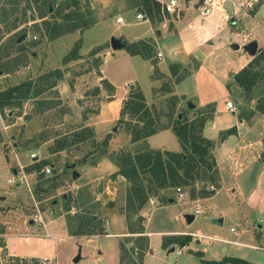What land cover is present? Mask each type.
<instances>
[{
  "label": "rangeland",
  "instance_id": "374dc122",
  "mask_svg": "<svg viewBox=\"0 0 264 264\" xmlns=\"http://www.w3.org/2000/svg\"><path fill=\"white\" fill-rule=\"evenodd\" d=\"M245 1L252 2L234 0L235 12ZM176 2L179 13H163L160 20L167 23V30L171 24L178 28L198 13L197 0ZM135 3L138 1L0 0V90L16 84L28 88L24 97L13 95L0 110V143L20 162L30 165L43 160L41 169L49 170L33 169L27 187L23 183L20 186L22 181L15 174L12 183L17 184L12 189L16 197L12 210L7 215L0 212L8 250L16 255L33 253L44 258H26L22 264H198L197 254L217 259L214 256L225 253L220 250L223 248L228 254H243L250 262L258 258L259 264H264V108L259 109L264 107V78L247 97L230 76L226 87V78L222 76L238 70L239 57L248 54L243 48L247 43L257 39L258 45L264 44V4L259 5L253 18L240 17V12L237 13L239 36H233L234 31L226 20L224 26L221 23L214 28L215 37L203 47L212 53L204 61L194 58L189 63L191 77L180 86L186 100L176 106L165 90L171 85L170 80L167 78L158 88L159 81L150 77L156 71L168 74L167 47L161 42L156 43L153 51L152 60H156V65L124 48L114 49L101 64L110 38L124 43L154 35L145 18H135V13L143 14L138 6H133ZM118 16L120 23L115 22ZM82 20H93L94 24L55 38L47 37L53 22L65 28ZM244 32L248 35L242 42ZM76 40L79 48L76 57L71 58L69 51ZM157 51L161 57L155 56ZM99 69L112 86L111 90L102 85L104 78ZM95 86L98 92H94ZM135 88L140 90L158 129L170 127L181 117L191 119L197 112L195 105L212 107L211 118L217 116L223 125L237 122L241 117L244 149L219 151L217 132L209 154L219 163L214 170H205V177L192 184V198L200 197L196 195L201 189L213 190V197L191 201L189 185L178 186L182 197L177 195L176 187L157 190L156 195H149L141 209L126 211L129 213L127 225L122 211L127 209L125 197L130 183L116 173L114 164L116 170L111 171L108 160L112 164L114 153L122 151L131 155L142 147L140 141L127 144L129 127L142 115L129 116L127 109H122V100L127 98L129 89ZM126 89L115 119L111 120L112 107L111 112L107 110L108 121L99 123L100 103L115 100ZM226 100L233 103V112L223 108ZM85 127L92 129V137L73 142L72 133ZM106 135L108 142L112 141L106 146V154L101 155L100 142ZM173 135L159 133L148 141L174 150L171 138H177ZM58 141L63 147L53 151ZM10 160H13L11 166L18 168L14 158ZM241 166L243 171L237 176L230 173ZM167 198L173 199L168 206L153 208L158 199L160 204H166ZM195 209L198 213H194ZM20 213L25 216L23 220L18 218ZM90 215L95 218L96 235H70L80 218ZM190 215L193 218L187 222L185 216ZM138 225L142 226L141 233L128 231V226L136 229ZM230 227L237 234L232 235ZM145 231H150L149 235ZM169 234L189 237L182 246L177 243L163 246L162 240ZM211 238L237 239L247 246L220 243ZM77 253L79 259L73 262ZM9 257L13 256L0 248V264H21Z\"/></svg>",
  "mask_w": 264,
  "mask_h": 264
},
{
  "label": "trees",
  "instance_id": "16d2710c",
  "mask_svg": "<svg viewBox=\"0 0 264 264\" xmlns=\"http://www.w3.org/2000/svg\"><path fill=\"white\" fill-rule=\"evenodd\" d=\"M133 6H138L144 17L149 21H160L162 17V12L160 10V2L157 0H137ZM261 0H257L253 7V10L260 4ZM39 16L42 17V12H39ZM46 25L49 22H45ZM94 24V21H80L79 23L70 24L65 28L53 22L51 24V32L48 34V38H55L58 35L73 30H83L89 28ZM79 48L78 40L75 41L73 46L70 48L69 53L71 58L76 57L77 50ZM130 54H138L139 56L151 59L153 56V41L150 39H138L131 42H124L123 47ZM168 70L170 75L173 77V83L182 80L189 73V64L182 65L179 63L168 64ZM157 76V72H154ZM232 82L235 83L245 96H249L252 88L264 78V46L256 50L255 54L252 55L250 60L242 66L239 70L234 73L229 74ZM101 83L105 88L112 89V86L105 80L102 79ZM226 83V87L228 86ZM24 85L16 84L13 86H8L0 90V110L4 108L7 104V100L12 98L13 95L17 97H24L28 88L23 89ZM23 89V90H22ZM165 89H168L165 88ZM94 92H98V87L93 88ZM172 103H175L177 97L174 95L170 96ZM209 106V105H208ZM207 105L203 108L197 109L196 115L191 119L181 117L175 120V122L169 127L172 133L177 138V141L182 150H187V152H176L170 150H158V149H148L137 151L130 154H125L124 152H116L111 159V162L117 167L116 173L125 178L130 185L128 186L125 204L127 209L122 211L126 223L128 225L129 213L136 212L141 209L143 204L147 201L150 194H155L157 190H164L167 187H177L179 185H189L190 186V196L193 194L194 181L202 179L205 177L204 171L211 169L215 166L214 158L209 154L214 141L204 137L201 134L203 125L207 120L211 119L210 113L213 112L212 107ZM264 107L259 106V109ZM122 109H127V114L129 116H134L135 113H140L142 117H136V122L129 127L130 141H135L151 135L158 130L165 129L167 127L156 128L154 125V120L150 116V111L143 101L142 94L138 88L129 89L127 93V98L122 100ZM241 118V117H239ZM140 122V124H138ZM235 126L232 125L229 128L219 131L218 140H223L227 135L235 134ZM92 129L82 128L80 130L72 133V141H84L86 138L92 137ZM108 141V136L100 142L101 151L100 154H106V145ZM63 145L61 142H57L53 151L62 149ZM99 154V155H100ZM107 155H110L108 153ZM44 161L40 160L35 164H30L24 168L25 171H39L44 165ZM214 170V168H213ZM208 176L207 179H209ZM145 181V184H143ZM213 190H203L196 196L208 197L212 194ZM161 201V199H158ZM158 203L160 204L161 202ZM94 216L90 215L87 217L80 218L79 223L75 227V230L70 233L72 236H94L96 235V230L94 229ZM138 220H142L141 216H138ZM132 228V227H131ZM128 226L129 232H142V226L136 229H131ZM188 235L176 234L165 236L162 240V245L166 246L171 243H177L179 246L186 244L188 240ZM4 243L0 238V247H3ZM199 257V264H255L246 261L242 258L224 255L220 259H205L201 258V254H197ZM15 261H24L26 258L13 256L11 257ZM9 257V259H11ZM33 259V258H32ZM12 264V263H11Z\"/></svg>",
  "mask_w": 264,
  "mask_h": 264
},
{
  "label": "crops",
  "instance_id": "0c3cea01",
  "mask_svg": "<svg viewBox=\"0 0 264 264\" xmlns=\"http://www.w3.org/2000/svg\"><path fill=\"white\" fill-rule=\"evenodd\" d=\"M159 2H162V0H157ZM185 1H189V0H185ZM200 0H197V2H199ZM224 0H214L213 6L211 7V10L205 14V15H199L197 12L195 15H193L192 18H189L188 21L185 24L180 25L178 28L174 27L173 24L170 25L169 30L166 29V27L168 26L167 23H165L164 20L159 21L157 24L152 23L151 21H149L147 18H145L149 25H150V29L154 32V35H147V36H141L138 37L135 40L138 39H150L153 41V51H154V47L156 46V43L161 42L164 46H166V53L165 55L167 56V66L170 63H179L182 65H186L189 64L192 60L195 61L194 58H197L201 61H204L207 56H209L212 53V50L209 51H205L203 49L205 43H207L208 41L212 40L215 35L216 32L215 29L218 28V26L221 24V26H224L225 24V20L226 23L228 21V24L231 26V30L234 31V33L232 32L233 36H239L240 34L238 33L239 31V27L236 25L237 21L239 20L237 18V13L240 12V17H251L253 18L256 14V12L259 9V5L260 4H264V0H261L260 4L256 7L255 10H253L254 5L256 4L257 0H252V2L250 1H245V2H241L239 4V7L236 8V12H235V5L234 4V0H229L230 5H231V11L227 12L225 8L222 7V2ZM196 2V5H197ZM249 3L251 4V7H247L246 4ZM238 9V10H237ZM236 14H235V13ZM250 12V14H249ZM182 13V12H180ZM215 28V29H214ZM167 32V33H164ZM171 32V33H169ZM248 32L247 33H243V35H241L242 38V42H244V39L247 37ZM245 36V37H244ZM255 43H256V50L260 47H263L264 44H257V39H254ZM104 42V41H102ZM237 47V45H236ZM119 49V48H116ZM114 51V49L106 48L105 51L103 52L104 55L102 57L101 60V64L104 60V57L106 55H110L112 54ZM159 53L161 57V53L160 51H157L155 53L156 54ZM154 57V56H153ZM157 57V56H156ZM252 57V55L246 54V55H242L239 57L238 61H237V65L236 67H238V70L244 66ZM148 61L150 62L151 65L155 64L156 65V60H152L148 59ZM101 67V65H100ZM168 68V67H167ZM100 73H101V77L104 78L101 69H99ZM157 72V76L154 75V72L152 75H150L151 79H157L159 81V85L158 88L160 87V84L163 82L167 81V78L170 80L171 85L168 86V89H165L169 94V96L174 95L177 97V100L175 101L176 106L180 105V103L182 101H185L186 98V94L183 93V91L180 89V86L184 83V81H186L189 77H191V70L189 69V73L180 81L173 83V77L170 75L169 70H168V74H164L160 71H156ZM191 72V73H190ZM234 73V72H227L226 75L222 74V76H225L226 78V83L229 80V74ZM105 79V78H104ZM155 89H153L152 91H154ZM127 89L115 100L113 101H109L108 99L105 100L103 103H100V108H99V123H103L107 120V116H108V112L107 110H110L109 112H111L112 107H113V117L111 118V120H114L115 117L118 114V109H119V104L121 102V100L125 97ZM163 91V92H166ZM113 98V96H112ZM227 101V100H226ZM205 105L203 106H196L195 105V109H200L203 108ZM224 108V106H223ZM263 111V110H262ZM214 113V111H213ZM213 117V116H212ZM210 123H206L203 125L202 130H201V134L208 138V139H215V136L217 135V132H219V130H221L222 128L225 129L231 125L235 126L236 129V134H230L227 135L222 141L219 142V151L221 150L222 152L224 151H228V149H232V150H236V149H244V145L241 144V135L243 133V119H240L237 122H230L226 125H223L221 123V121L218 119L217 116H215V118H211ZM172 133L171 129L169 127L165 128V129H161L158 130L157 132L148 135L144 138L135 140V141H130V135H129V141L127 144L133 145V143L140 141L142 143V147L134 152L137 151H142V150H148V149H158V150H170V151H176L179 152L181 150V147L179 146V143L176 140H174L173 138H171V142L175 143V145L173 146L172 149H168L167 147H165L162 143H149L148 140L151 141V138L153 136L158 135L159 133H161L162 135H166L168 137L169 133ZM167 133V134H166ZM173 134V133H172ZM209 134V135H207ZM174 136V135H173ZM208 136V137H207ZM175 137V136H174ZM238 140H234L237 139ZM111 140H109V142L107 141V145L106 146H110L111 144ZM176 141V142H175ZM146 144V145H145ZM157 144V145H156ZM5 146H3L2 143H0V193L4 194L2 196H0V212L4 213L5 215H7L9 211L12 210V205L15 197H16V192L12 189L14 185L17 184V182L15 181L14 183L13 180H15V174H18L19 178L21 179L22 182H20V186L25 184L24 186L27 187L28 186V181H29V177H31V173H34L33 170L31 171H25L24 167H27L29 165V163H23L20 162L19 158H17V156H15V154L11 151L7 152L4 149ZM242 151V150H241ZM246 152L242 153L245 154ZM10 158H14V161L16 163V165H18V168L14 166H11L13 163V160H10ZM261 162H263V160H261ZM219 163V162H218ZM217 163V159H215V164ZM108 164L111 165V171H115L116 169H114V165L113 163L111 164L110 161L108 160ZM242 165V162L240 163ZM18 170V171H16ZM220 171V170H219ZM242 170V166L240 169H238L237 171L231 170L230 173H234L233 175H238V173H241ZM220 176V174H219ZM220 179V178H219ZM2 183V186H1ZM23 183V184H22ZM220 186V185H219ZM16 187V186H15ZM216 192V191H215ZM213 193L208 196V197H196V199L191 198V201H200V200H205V199H209L211 197H213ZM31 197V196H30ZM32 202H35V200L31 197ZM173 201L172 198H167V203L166 204H156V206H154L153 208H157V207H161V206H168V203H171ZM152 210V208L150 209ZM8 218V217H7ZM19 219L25 218V216H22V214L20 213L18 216ZM30 223L31 221L28 220ZM3 222H0V238L3 241L4 245L3 247L0 248H5V251L7 253V255H11V256H17V257H22V258H39V259H44V258H40V257H36L33 253L30 255H21V254H14L13 252H10L8 250V247L6 245V240L5 237L2 233V229L4 228L3 226ZM232 228V227H230ZM229 228V230H230ZM233 230L230 231V233H232V235L237 234L236 230L234 228H232ZM144 231V230H143ZM150 232V231H149ZM149 232L145 231L143 232L145 235H149ZM180 233V232H179ZM169 235H176V234H169ZM168 236V235H167ZM204 237V236H202ZM206 238V237H205ZM208 239V238H206ZM213 239V238H211ZM216 242H230V244L234 245V246H241V245H246L244 243L238 242L237 239L235 240H230V241H224L227 239L224 238H218V239H213ZM247 246V245H246ZM252 248H254L253 245H248ZM264 249V247H262ZM221 251H224L225 253H222V255H220V257H215L217 259H220L222 256L224 255H231V256H236L239 258H242L244 260L247 261L245 255H240V254H228L226 253L225 249L223 250V248L220 249ZM239 250V249H236ZM201 254V253H200ZM148 256V255H147ZM147 258V257H145ZM201 258H203L201 256ZM205 259H212V258H205ZM250 262V261H249ZM252 262V261H251ZM252 263L255 264H259L258 258L256 260H254ZM198 264H199V257H198Z\"/></svg>",
  "mask_w": 264,
  "mask_h": 264
},
{
  "label": "built area",
  "instance_id": "2783aa9c",
  "mask_svg": "<svg viewBox=\"0 0 264 264\" xmlns=\"http://www.w3.org/2000/svg\"><path fill=\"white\" fill-rule=\"evenodd\" d=\"M214 0H200L197 5H196V10L198 11L199 15H205L207 14L210 10L211 7L213 6ZM247 7H251V4L247 3L246 4ZM160 10L162 13L165 14H177L179 13V11L177 10V2L176 0H168L167 2H160ZM144 17L143 14L141 13H135V18L136 19H142ZM115 22L116 23H120L121 22V18L118 16L115 18ZM157 57L160 56L159 53L156 54ZM224 109L230 112H233L235 110V107L233 105V103L229 100L224 102ZM33 156V154L31 155V157ZM44 172H48V168H43L41 169ZM175 191L177 192V195L179 197H182V192L180 191V188L177 186L175 188ZM194 213H198V210L195 209ZM264 224V221H263ZM233 229L230 228V231H232Z\"/></svg>",
  "mask_w": 264,
  "mask_h": 264
},
{
  "label": "water",
  "instance_id": "95a60500",
  "mask_svg": "<svg viewBox=\"0 0 264 264\" xmlns=\"http://www.w3.org/2000/svg\"><path fill=\"white\" fill-rule=\"evenodd\" d=\"M222 7L226 9L227 12L231 11V5L229 0H224L222 2ZM20 39H18L19 41ZM124 45L123 42H121L119 39L115 38H110L109 39V47L111 49H116V48H122ZM233 47H236V45H233ZM244 50L249 54V55H254L256 52V43L254 41H251L247 43L244 47ZM189 107H191V104H189ZM179 117V116H178ZM210 120H207L206 123H210ZM114 130V129H113ZM187 222H190L193 218V216H185ZM79 259V253L76 254V256L72 259L73 262H76Z\"/></svg>",
  "mask_w": 264,
  "mask_h": 264
}]
</instances>
